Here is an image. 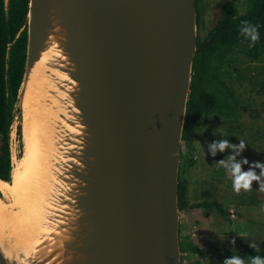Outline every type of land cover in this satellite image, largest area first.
<instances>
[{"label": "water", "instance_id": "water-1", "mask_svg": "<svg viewBox=\"0 0 264 264\" xmlns=\"http://www.w3.org/2000/svg\"><path fill=\"white\" fill-rule=\"evenodd\" d=\"M27 17L13 122L32 189L0 264H182L195 0H29Z\"/></svg>", "mask_w": 264, "mask_h": 264}, {"label": "rangeland", "instance_id": "rangeland-1", "mask_svg": "<svg viewBox=\"0 0 264 264\" xmlns=\"http://www.w3.org/2000/svg\"><path fill=\"white\" fill-rule=\"evenodd\" d=\"M250 3L251 0H199V38L203 40L207 36L214 18L223 14H244ZM210 70L219 73L226 83L223 85L219 80L211 78L206 84L222 102L224 109L209 114L207 123L198 129L200 138L192 141L184 150L182 142L180 178L188 182L190 203L201 200L203 192L209 190L213 198L223 202L227 209L240 213L242 217H224L216 210L206 211L203 208L181 210L180 239L186 241L187 248L190 245L193 248H204L202 264H224L225 259L234 255H239L247 262L251 256H264V206L241 205L240 200L255 197L264 201V191L258 189L256 181L252 182L250 191L241 190L237 193L233 190L230 171L217 162L233 155L234 150L226 148L224 151H217L215 156L211 155L209 145L213 141L207 130H211L217 141L227 139L230 144L239 145L240 139H243L246 147L237 156L238 161L247 159L249 162L264 163V56L254 60L232 51L228 54L224 67L211 66ZM15 102L10 98L12 119L9 138L11 134L14 164L18 163L12 180L7 181L9 183H13V178L16 177V167L22 169L19 159L23 153L21 135L17 123L13 122ZM0 192L5 201L2 189ZM249 242H255L258 250L251 247ZM215 243H221L224 251L219 254L214 252L212 246ZM229 247H233L230 252ZM187 253L188 251L182 255ZM183 264H188L187 259L183 260Z\"/></svg>", "mask_w": 264, "mask_h": 264}, {"label": "trees", "instance_id": "trees-1", "mask_svg": "<svg viewBox=\"0 0 264 264\" xmlns=\"http://www.w3.org/2000/svg\"><path fill=\"white\" fill-rule=\"evenodd\" d=\"M198 2L195 5L198 13ZM28 6L29 0H0V178L11 181L12 163L9 150V129L12 112L10 98L16 101L21 85L26 60V46L28 39ZM243 21L259 25V40L254 46L240 34ZM199 23V21H198ZM237 51L245 56L257 60L264 56V0H251L244 14H223L214 18L207 36L201 40L198 36L197 53L193 63V77L183 130V150L196 139H199L198 129L207 123L209 114L224 109L222 102L210 91L206 84L209 80L217 79L225 85L219 73L211 72V66L222 68L228 54ZM213 143L217 142L211 130H207ZM225 158L223 160H227ZM254 162L242 165V171L250 170ZM259 175V169H255ZM179 207L184 209L203 208L206 211L216 210L224 217H242L240 213L229 210L224 203L213 198L209 190L203 192V198L190 203L188 196V182L179 180ZM241 205L264 206L263 200L255 197L241 199ZM255 239V238H253ZM251 240V239H249ZM182 259L188 264H202L205 257L203 248H187V243L180 239ZM187 257V258H186ZM182 260V264H183Z\"/></svg>", "mask_w": 264, "mask_h": 264}, {"label": "clouds", "instance_id": "clouds-1", "mask_svg": "<svg viewBox=\"0 0 264 264\" xmlns=\"http://www.w3.org/2000/svg\"><path fill=\"white\" fill-rule=\"evenodd\" d=\"M259 25H253L248 21H243L240 26V34L249 42V46H254L259 40ZM246 143L243 139H240L239 145L230 144L227 139L214 142L209 145V151L211 155L215 156L217 151H224L226 148H232L234 154L230 155L227 160H221L217 162L220 166L229 170L232 175V187L233 190L239 193L241 190L250 191L252 188V182L256 181L259 184V190L264 191V163L255 162L248 171H242V165L249 164L247 159L241 161L237 160V156L245 149ZM255 169H260L259 175H257ZM234 244L235 241L233 240ZM250 246L258 250V245L255 242H249ZM224 264H264V256L256 255L248 258L247 262L239 255H234L231 258H227Z\"/></svg>", "mask_w": 264, "mask_h": 264}, {"label": "bare ground", "instance_id": "bare-ground-1", "mask_svg": "<svg viewBox=\"0 0 264 264\" xmlns=\"http://www.w3.org/2000/svg\"><path fill=\"white\" fill-rule=\"evenodd\" d=\"M17 163L14 164V168ZM20 163L22 169L19 166L16 167L18 170L15 172L16 177L13 178V183L0 180V189L5 197V201L0 197V229L7 233L15 228V218H19L27 201V194L32 189L31 171L28 169L27 160L23 158ZM19 169H21V174Z\"/></svg>", "mask_w": 264, "mask_h": 264}, {"label": "crops", "instance_id": "crops-1", "mask_svg": "<svg viewBox=\"0 0 264 264\" xmlns=\"http://www.w3.org/2000/svg\"><path fill=\"white\" fill-rule=\"evenodd\" d=\"M213 235H214V233H213ZM213 235L211 234L210 236H213ZM210 236H208V238H211ZM215 239H216V237H215ZM212 249H214V252H216L217 254H219L222 250L224 251V248L222 247L221 243H220V245L217 243L213 244ZM229 250L232 251L233 247H229L228 252H230ZM224 253H226V251Z\"/></svg>", "mask_w": 264, "mask_h": 264}]
</instances>
